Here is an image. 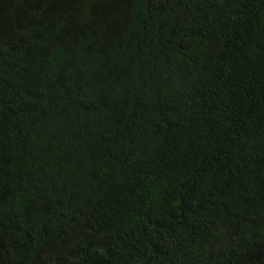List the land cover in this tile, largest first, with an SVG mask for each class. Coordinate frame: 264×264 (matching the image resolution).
<instances>
[{"label":"trees","instance_id":"1","mask_svg":"<svg viewBox=\"0 0 264 264\" xmlns=\"http://www.w3.org/2000/svg\"><path fill=\"white\" fill-rule=\"evenodd\" d=\"M0 264H264V0H0Z\"/></svg>","mask_w":264,"mask_h":264}]
</instances>
